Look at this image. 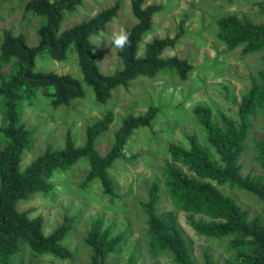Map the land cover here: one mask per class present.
<instances>
[{"label": "trees", "instance_id": "trees-1", "mask_svg": "<svg viewBox=\"0 0 264 264\" xmlns=\"http://www.w3.org/2000/svg\"><path fill=\"white\" fill-rule=\"evenodd\" d=\"M7 1L25 2V12L40 19V26L36 46H30L26 36H14L7 31L0 50L1 64L15 62L14 69L9 75L2 76L0 84V264H25L16 259L27 251L35 258L52 256L66 261L73 258L65 242L74 230L75 219L65 217L61 226L46 235L44 218H31L28 211L19 210V204L29 202L35 195L51 196L56 190L52 179L83 162L88 163L89 172L82 186L87 188L93 182H100L105 196L117 198L116 184L111 176L113 166L126 157L125 152L136 133L151 128L161 111L151 107L145 115L127 117L115 132L111 150L102 156L96 149L97 141L110 131L115 122L114 111L108 110L101 119L87 127L83 146H76L69 131L63 149L54 150L49 145L43 155L23 168L24 155L31 148L33 139V132L21 122L24 107L32 106L41 95L54 109H70L73 102L86 98L84 84L92 89L98 104L107 105L114 91L121 87L129 88L139 78L154 79L158 75L169 74L187 81L193 66L178 57H162L165 50L174 48L185 35V21L175 38L154 39L146 45L145 53L140 57V45L152 32L154 17L164 7L146 6V0H133L132 14L137 24L127 30L129 44L118 53L123 68L113 75H104L92 40L101 37L108 24L118 17L120 1L63 32L61 29L66 16L73 14L85 0ZM261 8L264 10V1ZM217 26L218 39L229 50L243 47L245 54L264 50V23L253 24L230 14L219 19ZM71 53L76 57L83 81L72 75L36 70L40 57L64 62ZM260 78L261 85L255 83L242 98L239 122L220 114L221 127L213 121L210 108L198 106L194 110L220 163L199 146L195 137L189 139V148L169 145L170 160H167L163 173L164 197L174 210L160 214L163 196L160 185L154 183L148 192L149 200L144 204L148 224L147 258L167 256L175 264H194L178 223L177 213L181 212L189 215L192 228L200 236L217 240L232 238L229 249L235 254L233 262L236 264H264V216L249 220L248 213L236 200L220 189L228 185L245 190L257 196L264 205V143L258 145V162L263 170L261 176L256 179L242 177L240 164L252 122L264 115V71ZM196 216L202 219L196 221ZM126 234L127 231H123L113 236L111 227L104 230L101 219L92 222L89 236L85 239L87 246L92 248L90 264H110L109 258L117 253ZM210 258L206 255V264H214ZM28 264L35 263L30 261ZM127 264H137L135 252Z\"/></svg>", "mask_w": 264, "mask_h": 264}, {"label": "rangeland", "instance_id": "rangeland-1", "mask_svg": "<svg viewBox=\"0 0 264 264\" xmlns=\"http://www.w3.org/2000/svg\"><path fill=\"white\" fill-rule=\"evenodd\" d=\"M117 1L121 2L118 17L108 24L101 37L92 40L100 71L104 75H113L123 68L118 56L121 49L111 44L110 37L113 31L123 28L127 32L137 24L132 14L133 0H85L73 14L66 16L61 29L63 32L90 20L114 6ZM263 1L146 0V6L161 5L164 10L154 17L153 30L143 39L138 55L143 56L146 45L154 39L175 38L181 23L185 21V35L174 48L165 50L162 57H178L193 66L187 81L169 74H161L154 79L139 78L129 88L121 87L114 91L107 105L98 104L92 89L84 84L86 98L73 102L70 109H54L41 95L37 96L32 106L25 105L21 122L27 130L33 132V139L31 148L24 155L23 168L43 155L49 145L54 150L63 149L69 131L76 146H83L87 127L101 119L108 110L114 111L115 122L110 131L97 141L96 149L102 156L111 150L115 132L122 127L127 117L145 115L151 107H157L161 112L151 128L136 133L125 152L126 157L113 166L111 176L116 184L117 198L105 196L100 182H93L87 188L82 186L89 172L88 163L83 162L52 179L56 190L51 196L35 195L29 202L19 204V210L28 211L31 218H44L46 235L61 226L65 217L74 218V230L65 242L73 258L66 261L52 256L35 258L27 251L16 261L25 264L30 261L35 264H90L92 248L87 246L85 239L89 236L92 222L101 219L104 230L111 227L113 236L127 231L124 243L109 258L110 264H127L134 252L137 264H175L167 256L147 258L145 247L148 243V224L144 204L149 200L148 192L154 183H158L163 196L160 214L174 210L164 197L163 173L167 160H170V144L189 148V139L195 137L199 146L220 163L194 110L198 106L210 108L213 121L221 127L220 114L239 122L238 110L243 96L252 90L255 83H262L260 73L264 71V50L251 54H245L243 47L229 50L218 39L217 22L222 17L235 14L241 20L263 24ZM25 4L0 0V50L7 31L14 36H26L30 46L38 44L40 19L27 14ZM14 63H0V84L2 76L9 75L14 69ZM36 70L72 75L83 81L73 53L64 62L40 57L37 59ZM1 120L0 115V125ZM260 143H264V115L253 120L245 142V151L240 161L244 178L256 179L263 174L258 162ZM220 189L236 200L241 209L248 213L249 220L263 218L264 205L257 196L228 185ZM177 218L194 264H206V255L211 257L214 264H236L233 262L235 254L229 249L232 238L207 239L192 228L188 214L178 212ZM200 219V216L194 218L196 221Z\"/></svg>", "mask_w": 264, "mask_h": 264}, {"label": "clouds", "instance_id": "clouds-1", "mask_svg": "<svg viewBox=\"0 0 264 264\" xmlns=\"http://www.w3.org/2000/svg\"><path fill=\"white\" fill-rule=\"evenodd\" d=\"M101 35L103 34L101 33ZM110 42L115 48L123 50L129 44V34L123 28L113 31Z\"/></svg>", "mask_w": 264, "mask_h": 264}]
</instances>
